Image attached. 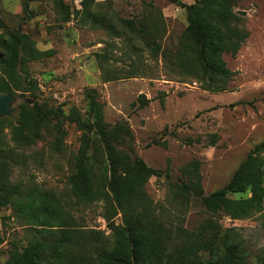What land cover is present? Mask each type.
<instances>
[{
	"label": "rangeland",
	"instance_id": "1",
	"mask_svg": "<svg viewBox=\"0 0 264 264\" xmlns=\"http://www.w3.org/2000/svg\"><path fill=\"white\" fill-rule=\"evenodd\" d=\"M26 1L0 0V19L6 32L22 38L21 75L31 82L25 96L33 100L27 115L42 121L24 131L22 144L13 140L7 122L0 125L5 159L17 154L10 180L21 189L17 205L0 210V264L26 244L30 226L18 209L29 199H34L33 209L62 212L71 229L109 239L111 227L122 226V214L112 204L78 201L69 184L81 149L98 159L108 152L95 128L80 126L92 121L87 92L107 129L125 126L129 132L112 147L159 172L147 179L144 191L154 215L171 232V249L178 251L186 243L183 233L192 235L211 219L215 228L210 231L219 238L227 232L241 243L243 257L236 264H264V183L261 207L245 217L204 206L248 152L264 142V0H233L234 26L248 37L235 55H222L234 75L221 92L205 91L180 75L173 55L185 42L186 11L169 0H94L85 9L83 0H29L27 14L22 10ZM120 20L130 27L123 29ZM137 29L142 38L151 33L146 40L157 43L165 58L151 57L145 41L135 37ZM104 71L111 80L102 78ZM140 96L149 101L141 105ZM103 169L98 164L93 170L94 189L103 186ZM250 196L247 190L229 198ZM191 242L199 241L194 236ZM66 254L70 264H97L86 247ZM196 255L200 264L210 257L202 249Z\"/></svg>",
	"mask_w": 264,
	"mask_h": 264
},
{
	"label": "trees",
	"instance_id": "2",
	"mask_svg": "<svg viewBox=\"0 0 264 264\" xmlns=\"http://www.w3.org/2000/svg\"><path fill=\"white\" fill-rule=\"evenodd\" d=\"M28 1L22 6L26 14L29 13ZM92 1L94 0H83L81 4L85 9L86 4ZM169 1L186 11L187 26L183 32L185 42L173 55L180 75L195 80L205 91H226L234 72L226 67L222 55H235L248 37L245 30L234 26L238 17L232 11L233 0H195L192 4H184L179 0ZM120 23L123 29L130 27L127 20H120ZM139 26L145 29L143 24ZM0 29H4L0 35V91L12 95L22 89L16 66L20 50L21 74L25 50L21 36L13 32L7 33V27L1 19ZM141 31L142 29H137L135 37L145 41L143 46L151 57L160 55L165 58V52L157 43L146 40V36L152 38L151 33L146 35L144 32L142 38ZM100 57L104 59V56ZM23 78L29 88L31 82L26 77ZM102 78L105 81L112 79L105 71ZM87 96L90 99L89 114L92 121L79 122L80 126L87 131L95 128L108 152L105 158L98 159L92 158L93 154L87 156L86 151L81 149L74 161L75 171L69 176V184L78 201L87 204L101 199L106 204H112L122 214V226H112L109 239L93 230L71 229L68 226L73 225L64 223L65 216L62 212L44 207L33 209L34 199H29L18 209L30 226L26 232V244L21 250H12L1 264H70L66 253L83 247L87 248L88 254L93 256L97 264H200V257L196 255V250L199 249L209 253L206 264H236L243 257L241 243L227 232L219 238L214 230L210 231L209 227L215 228V222L211 219H207L196 233H183L186 243L180 244V250L170 248L171 232L154 215L152 202L144 191L147 179L158 176L159 172L143 161L131 159L129 155L112 147L113 143L128 136L129 132L125 126L107 129L102 124L101 114L90 92H87ZM160 97L163 98L164 94ZM140 99L141 105L149 101L144 96H140ZM29 106L26 103L19 105L17 125L10 119L0 120V125L7 122L11 126L13 140L18 144H22L27 138L24 135L26 129H31L42 121L31 119L27 115ZM55 145L57 146V142ZM91 158L94 159L93 162L90 161ZM15 163H18L17 154L5 159L0 145V210L8 205L15 207L16 199L21 194L19 185L12 183L9 176ZM98 164L104 166L101 180L103 186L101 189H94L92 174ZM263 183L264 142L255 145L248 152L229 181L224 187L212 192L204 201V206L211 212L222 210L232 218L245 217L261 207ZM247 190L251 192L249 198H229L231 194L245 193ZM194 236L199 241L198 245L191 242Z\"/></svg>",
	"mask_w": 264,
	"mask_h": 264
},
{
	"label": "water",
	"instance_id": "3",
	"mask_svg": "<svg viewBox=\"0 0 264 264\" xmlns=\"http://www.w3.org/2000/svg\"><path fill=\"white\" fill-rule=\"evenodd\" d=\"M20 60H21V52L19 50L17 66H16V73L20 77V80L22 83L21 91L16 92L12 95L0 91V120L10 119L16 125L18 124L17 116L19 113V105L22 103L31 105L33 103L32 99L25 96L27 82L24 80V78L22 77L19 71Z\"/></svg>",
	"mask_w": 264,
	"mask_h": 264
}]
</instances>
